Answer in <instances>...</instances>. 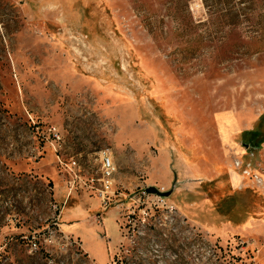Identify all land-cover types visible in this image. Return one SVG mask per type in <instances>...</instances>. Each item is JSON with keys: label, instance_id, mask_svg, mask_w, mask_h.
Here are the masks:
<instances>
[{"label": "rangeland", "instance_id": "1", "mask_svg": "<svg viewBox=\"0 0 264 264\" xmlns=\"http://www.w3.org/2000/svg\"><path fill=\"white\" fill-rule=\"evenodd\" d=\"M235 1L237 19L202 0H0V264H94L54 225L55 154L89 181L104 150L119 198L154 186L176 208L134 233L135 264H264V194L230 174L235 149L264 144V0ZM260 117L224 143L221 123ZM92 195L103 227L85 242L104 264L124 219Z\"/></svg>", "mask_w": 264, "mask_h": 264}, {"label": "built area", "instance_id": "2", "mask_svg": "<svg viewBox=\"0 0 264 264\" xmlns=\"http://www.w3.org/2000/svg\"><path fill=\"white\" fill-rule=\"evenodd\" d=\"M48 132L51 133L56 143L60 142L61 137L55 127L48 128ZM239 148L242 152L233 151L230 164L231 170L240 176L238 188H250L264 194V144L258 147L241 145ZM99 163L98 175L89 181H81V166L78 160L75 158L63 159L57 156V166L69 191L77 188L94 190L101 201L103 210H106L112 204L124 219L121 226L122 240L107 264H135L132 253L136 244V240L133 238L134 233L141 235L142 229L155 217V213H159L161 217L163 216L169 222H173L176 208L167 201V198L147 193L146 188L139 190L135 196L129 198V201L122 200L119 198L121 194L113 189L116 165L107 150L99 152ZM93 185H96V187H92ZM159 191L161 192V190ZM51 206L56 212L54 225L58 228L60 206L56 202L51 203ZM153 224L155 223L151 222L149 225ZM62 238L66 240L67 236L63 235ZM29 248L30 250L38 248L34 239L30 240Z\"/></svg>", "mask_w": 264, "mask_h": 264}, {"label": "crops", "instance_id": "3", "mask_svg": "<svg viewBox=\"0 0 264 264\" xmlns=\"http://www.w3.org/2000/svg\"><path fill=\"white\" fill-rule=\"evenodd\" d=\"M231 124H232V127H229V124L227 123L225 124L221 123V126H220V130H221L220 134L222 135V138L224 139L223 141L226 144L230 142L232 144H236L234 142V136L241 135L244 131L252 130L254 128L255 122L254 121H250V122L240 121L239 122L235 119L234 123H231ZM234 151L240 152V153L242 152L240 148H238V150L235 149ZM57 156L59 155L55 154V167L57 166ZM60 157L63 158L61 155ZM232 172L234 171L231 170L230 168L231 182H232ZM82 176L85 177L83 180H87L88 177L86 175V171L81 168L80 178H82ZM239 185H240V179L236 183L235 188L237 187V189H239L238 188ZM92 187H96V185H93ZM54 190H55V193H54L55 200L54 201L58 203V205L60 206V212L58 215V227L60 231L68 235L69 237L76 239L79 242L80 249L83 252V254L86 255L94 264H97L94 255L91 254L90 252L91 251L90 247H87V244L85 242L86 240H91L95 237V234L92 231V229L103 227V216L101 215V213L97 212V210H95V213H89L91 210L93 211L94 208H96L95 207L96 205L94 203L96 199L92 195V193L96 194V192L92 189L87 190L85 188H82V189L77 188L76 190L69 191L64 181L61 187L58 186L57 188L55 186ZM63 194H64V197L62 201H60L61 195ZM72 196L74 197V201H73L74 207L70 209V217L68 219L69 221L64 223L62 222V217H63V212L66 206L65 202L68 203ZM79 203L80 205L77 206V204ZM83 204H84V207H83ZM115 210H116L117 217H118L119 211L116 208ZM108 262L109 261L105 262L104 264H107Z\"/></svg>", "mask_w": 264, "mask_h": 264}, {"label": "trees", "instance_id": "4", "mask_svg": "<svg viewBox=\"0 0 264 264\" xmlns=\"http://www.w3.org/2000/svg\"><path fill=\"white\" fill-rule=\"evenodd\" d=\"M222 1V2H221ZM253 1V0H252ZM204 7L207 9V11L210 13V11L212 10H216L218 4H222L223 6L227 5L226 8V13L223 14V16L225 17H229L230 19H237L240 17V8L238 6V1L236 2L235 0H202ZM222 5L220 6V11L223 10ZM224 39L227 43H236V42H240V35L236 34L235 35L233 33H230V35L227 37L224 36ZM260 49V48H258ZM264 51V48L261 50H256L255 53H260ZM259 123V125H258ZM257 126H259L258 128H256ZM261 117L256 121L254 128L250 131H244L242 133V137L245 138V136L249 135H253L255 136L256 134H260L261 131Z\"/></svg>", "mask_w": 264, "mask_h": 264}, {"label": "water", "instance_id": "5", "mask_svg": "<svg viewBox=\"0 0 264 264\" xmlns=\"http://www.w3.org/2000/svg\"><path fill=\"white\" fill-rule=\"evenodd\" d=\"M146 192L147 193H150V194H157V195H160V196H162L164 198H167L170 195V193H171V191H169V192H160L154 186H148V187H146Z\"/></svg>", "mask_w": 264, "mask_h": 264}]
</instances>
